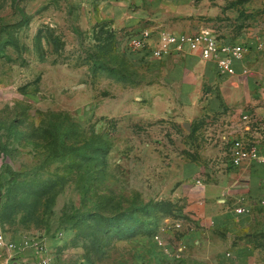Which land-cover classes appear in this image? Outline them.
Here are the masks:
<instances>
[{"label":"rangeland","instance_id":"obj_1","mask_svg":"<svg viewBox=\"0 0 264 264\" xmlns=\"http://www.w3.org/2000/svg\"><path fill=\"white\" fill-rule=\"evenodd\" d=\"M177 2L180 14L142 12L132 27L264 28V0ZM102 10L101 0H0V233L17 244L0 245V264H264L263 205L232 230L188 210L232 168L244 113L229 88L191 77L185 98L151 99L178 84L130 63L128 27L112 30ZM8 167L22 174L13 183Z\"/></svg>","mask_w":264,"mask_h":264},{"label":"crops","instance_id":"obj_2","mask_svg":"<svg viewBox=\"0 0 264 264\" xmlns=\"http://www.w3.org/2000/svg\"><path fill=\"white\" fill-rule=\"evenodd\" d=\"M177 1L101 0L102 16L104 20L110 21L112 30L127 26L126 31L130 33L142 28L132 27L137 26L142 20L139 17L142 12L156 19L162 17L163 14L169 16L180 14ZM135 5L140 6L137 12L132 11V6ZM147 6L149 11L145 8ZM229 37L246 42L249 45V51L241 61L236 62L237 73L226 78L218 76L216 65L213 62L204 61L197 54L186 53L162 59L144 58L141 54H126V56L130 63L147 73L148 76L161 74L168 76L171 83L178 84L177 95L167 87V90L163 88L161 91H149L151 99L169 101L175 99L176 96L185 98L191 92L189 91L191 77L199 81L210 78L215 82L217 80L222 89L228 90L229 88L231 108L250 116V122H244L240 134L245 133L247 137L258 143V157L243 162L239 167L232 166L228 174L221 175L222 179L219 183L199 188L200 196H194V199L198 197V201L195 200L188 206L195 220L203 223L210 220L209 222H213L215 226L219 225L221 220L227 219L228 221L229 219V229L232 230L238 228L234 219L249 216L253 207L259 203L261 198H264V48H258V45L264 42V28L254 25L245 28L238 35ZM160 109L159 107L151 108L149 114L153 118L161 117L164 111ZM168 112L171 111L168 110ZM238 206H246L250 213L238 215L235 212ZM206 227L204 225L196 233Z\"/></svg>","mask_w":264,"mask_h":264},{"label":"built area","instance_id":"obj_3","mask_svg":"<svg viewBox=\"0 0 264 264\" xmlns=\"http://www.w3.org/2000/svg\"><path fill=\"white\" fill-rule=\"evenodd\" d=\"M258 48H264V42H261ZM126 49L128 55L141 54L144 58L156 59L186 53L197 54L202 60L213 62L218 76L226 78L237 73L236 62L244 58L249 51V45L235 38L222 36L207 27L192 32L145 27L128 34ZM243 120L245 123L250 122V116L244 114ZM258 154V143L247 137L245 133L237 135L231 142L230 156L233 167H239L243 162L257 158ZM259 203L264 206V198H261ZM235 212L244 215L249 210L246 206H238ZM161 231L166 229L161 228ZM155 239L163 244L161 232L155 234ZM24 243L28 244L29 241ZM0 245L9 250L17 247L15 242L6 239L2 233H0ZM49 263L50 260L45 257L31 264Z\"/></svg>","mask_w":264,"mask_h":264},{"label":"trees","instance_id":"obj_4","mask_svg":"<svg viewBox=\"0 0 264 264\" xmlns=\"http://www.w3.org/2000/svg\"><path fill=\"white\" fill-rule=\"evenodd\" d=\"M7 173L9 175V182H15L22 174L18 171H14L11 167L7 168Z\"/></svg>","mask_w":264,"mask_h":264},{"label":"water","instance_id":"obj_5","mask_svg":"<svg viewBox=\"0 0 264 264\" xmlns=\"http://www.w3.org/2000/svg\"><path fill=\"white\" fill-rule=\"evenodd\" d=\"M186 127H189V124H187Z\"/></svg>","mask_w":264,"mask_h":264}]
</instances>
